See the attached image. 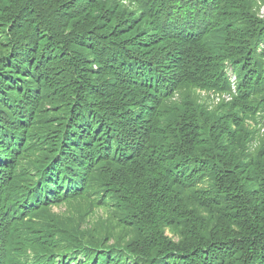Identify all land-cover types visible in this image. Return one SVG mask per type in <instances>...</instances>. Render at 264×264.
Segmentation results:
<instances>
[{
    "label": "trees",
    "instance_id": "obj_1",
    "mask_svg": "<svg viewBox=\"0 0 264 264\" xmlns=\"http://www.w3.org/2000/svg\"><path fill=\"white\" fill-rule=\"evenodd\" d=\"M126 1L0 0V264H264V0Z\"/></svg>",
    "mask_w": 264,
    "mask_h": 264
},
{
    "label": "rangeland",
    "instance_id": "obj_2",
    "mask_svg": "<svg viewBox=\"0 0 264 264\" xmlns=\"http://www.w3.org/2000/svg\"><path fill=\"white\" fill-rule=\"evenodd\" d=\"M121 3L128 4V2H127L126 0H121ZM260 12H264V5L261 6V8H260ZM98 215H99V216L102 215V214L100 213V211H99V214H98Z\"/></svg>",
    "mask_w": 264,
    "mask_h": 264
}]
</instances>
